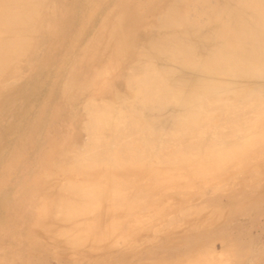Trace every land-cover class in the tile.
<instances>
[{
    "label": "rangeland",
    "instance_id": "374dc122",
    "mask_svg": "<svg viewBox=\"0 0 264 264\" xmlns=\"http://www.w3.org/2000/svg\"><path fill=\"white\" fill-rule=\"evenodd\" d=\"M79 1L78 0H45L47 4H52L54 5V7L50 8V10L52 11H49L48 9H44V13H43L44 17L42 18L45 21L41 19V21L39 22V27L37 29L38 31L35 36L34 45H32V47L29 48V50L27 51L25 55L20 56V59L18 57L14 61L13 65L10 66L9 69L6 71L8 73H6L5 76L1 80V82L3 83V87L0 90V94H1L0 97L2 96L0 98V101H1L0 102V148L3 145L4 146L0 150V155H1L0 156V167H1L0 170H2L0 171V192L3 193V194L0 193V202H1L0 203V210H1L0 216L2 217V218L0 217V219H2L3 221V224H2L0 220V224L2 225V226L0 225V264H264V155L262 154V151L258 153L256 152L257 154L255 155V157L249 158L247 161H246L247 158L246 159L242 158L237 161L239 157H237L236 155L233 156L235 157L234 159L233 157H229V159L231 158L230 159L231 161L226 160L228 159V157L222 158L221 156L223 153L231 152L229 150L232 149V147L235 148L236 146L234 147V144L239 143L238 141L240 140H241L240 143H242V141L244 142L246 141V143H248L250 141L253 142L255 140L261 142L259 137H264V106H263L264 97H261V96H264L263 94L264 90H263V93H260L261 96L259 97L252 98L250 96H247L241 102L238 101V102H235V103L233 102V103L226 105L225 109H222L224 113L222 112L223 117L221 118V120H219V118L222 115L220 117H216L217 111L209 112L206 115H204L205 116L204 120H206L208 124L206 125V127L208 126L207 128L209 129V130L207 129L206 131L210 133L213 132L212 128L214 126L215 128H213V130L219 131L220 129L221 134L223 133L227 134L230 127L233 128L234 130L240 131L235 136L237 138L239 137L238 139L236 138V140H234V137H232L234 142L231 140H230L231 142H229L228 141L229 139L219 140V142L216 141V144L214 145L217 150L212 151L211 148L214 149V145H211L212 147L210 146L208 147L209 149L207 150L205 149L207 152L206 154L205 153L202 154L203 150L198 153H195V156L197 157L195 158V160H193L192 158L194 156V153L189 156L188 155L180 156L179 153L171 156L174 153V150L176 148L179 149L180 147H182V145L179 143V141L176 142V141H173L172 139H169L168 140L169 142L167 141L169 145L168 148L162 149L159 152L165 154V156L168 155V156L173 157L174 160L179 157H183V158L185 157L186 158V161L184 159L185 162L179 161L180 160L179 158L178 161L175 160V163L165 164L160 160L159 156L155 155L154 153H151L152 155L149 156L150 159L148 157L147 158L145 157L147 161L142 162L141 164L138 163L137 172H134V171L126 172V174L130 176L129 178L131 179L134 178V183L131 184L132 189H130V197H128L126 200L125 195L123 194L116 196L113 199V204H112L115 212H113V210L112 211L110 210L111 212L110 211L106 212V214L103 216H101L99 213H96V214H93L92 216L89 215L88 218L87 217L83 218L82 221H78V222H84V223L88 222L89 227L94 228V226L95 227L98 226L97 221L93 222L90 220V218L92 219L98 218L99 220H101L103 224L102 227H105V230H107L106 239L105 241L104 239L102 241V244H104V246L99 245L98 243L99 247L97 245V249H96V246L95 247L93 246V242L91 245L89 243L80 244L82 245V247L79 246V244L78 245L76 244L74 245L73 243L71 244L70 241L66 240V237L63 234H59L60 232H57L59 228H63L62 230L59 229V231L61 232L62 231L65 232L66 228L67 229L69 227L71 228L70 224L72 223H69V222L65 223L62 221L60 222L54 221L51 224V221H48L47 224L45 222L46 225L43 224L45 228L43 225H41L42 227L38 226L42 224V221L44 220V218L40 217V215H37L38 216L37 218H39L40 220L37 219L36 211H33V210H35L36 206L39 205L41 201H44V199H42L43 198L42 196L44 195V198L48 196L45 200H47L48 198L58 196L61 190L60 185H62V183H64L68 178L69 179L72 178V177H67V175L65 174V171L68 170L70 163H72V161L75 160L76 157L72 158V156H70L69 154L68 155L61 154L60 156L59 152L63 149V147H65L66 145L69 146V144L72 145V143L73 145L74 143L76 144L75 147L77 146L80 147V145L82 144L81 140L84 141V137H86V135H84V132L80 124L84 118V116L82 115L85 112L84 110H85L86 105L92 101H95V102H99L103 100L106 101V97L108 100L107 102L109 101L113 102L115 98H114V95H112V93H115L117 91L119 92V93L117 92L118 95L121 93L120 94L121 97L122 95L127 94V89L125 86H123L124 85V82H123L124 72H128V69L126 68L129 67L130 64L134 62L135 58L139 56L140 52H143L145 48L148 47L149 42H155L158 40V37L160 39L161 37H163V35H166L165 32H163L162 30H161L162 33L159 31L161 34L158 32V30L156 31V29L158 28H156L157 26H155L156 25L155 21L157 19L155 14H156L157 9H159L158 7L161 4H166L170 0H157L156 1L157 3H155L154 0L152 1L145 0L146 6H145V3L143 2L144 0H127V1L126 0H103V1L100 0L101 2L99 0L98 1L97 0H84V1L79 0ZM119 2L121 5L119 4ZM139 2L141 3L143 2V3L141 4ZM151 2L153 4L155 3L154 6L151 4ZM102 5H103V8H101ZM99 8H101L102 10H100ZM97 9L99 12L97 11ZM150 10L153 11L152 13L154 15L151 13ZM150 15H153V16H150ZM135 18H138L140 20L139 23L131 25L133 19L135 20ZM108 22L109 24L111 23L113 26H111V24L109 26ZM141 22L142 23L144 22V23L142 24ZM152 24L154 25L153 27L155 28L151 26ZM69 27H72V28H69ZM149 28H151L150 31H149ZM157 32L160 34V36L155 37L158 34ZM71 36H73V38ZM81 37H82V40H81ZM39 39L41 40L39 41ZM66 40H68V42ZM38 41L41 43L39 44ZM62 46H65V48ZM67 47L68 48L70 47L69 48L70 50ZM61 49L63 50V53L61 52L62 51ZM74 50H77V51H74ZM64 51H66V54H64L65 53ZM56 53H59L60 55L59 54L57 55ZM95 53L96 54L98 53L99 55L96 57ZM102 54L104 56H102ZM160 59H162L161 61L163 62H161L158 59V61L161 62V64L158 62L159 65H163V66L164 64L169 65V63L166 61V59H164V57H161ZM76 61H77V64H76ZM165 61L167 63H165ZM24 63H26L27 65ZM53 63H55V65ZM19 65H21V67L24 66L23 71L21 72L20 70H22V68L20 69ZM119 65H122L124 68L125 67L126 68L123 69L122 66H119ZM68 66H71V67H68ZM41 71L44 73H42ZM14 73H17L16 74L17 76ZM6 76L8 77L5 78ZM9 76L10 77L12 76L13 78L12 77L10 78ZM257 79L248 80V79L241 78L240 80H236V82L234 79H232L233 82L232 81L231 82L241 84V85L257 86V87L261 86L260 89L262 88L264 89V78L263 79L261 78V80L260 79L257 80ZM24 80H27V81H24ZM29 83H32V84H29ZM5 87H8V88L5 89ZM118 87L121 90H119ZM10 88L11 90L13 89L12 90L13 93L11 92ZM109 88L110 90H108ZM4 90L6 91L4 92ZM3 92L6 94H4ZM102 94H104L106 97L102 96ZM48 95H49V98L47 97ZM57 95L58 97H56ZM85 95H88V97H86ZM86 99L87 101L85 102ZM254 99H256V101ZM115 100L113 103L114 104L117 103L116 106H119V108H122V111H125L126 110L124 108L125 105L124 106L118 105L119 104L118 101L120 102V99L119 100L117 99L118 101L116 102ZM246 101L248 104L251 103L249 104L250 107L248 106V104H246ZM253 103L257 106L259 105V103H261L260 105L262 106V108L260 105L258 106V109H257V106L255 105L253 108L252 106ZM45 104H48L49 106ZM235 104L237 108L233 106L234 107L233 109L232 105H235ZM169 106L170 107H168V105L165 106L164 109L161 111H156L157 113L154 111L155 115L159 113V115L155 116L154 118L158 122L160 120L161 121L160 123L162 124L163 128L165 126V129L166 128L169 129V127L167 126L169 125L170 121L167 118L169 119L171 118L172 115L170 114H175L178 111H180L177 105L175 106L174 104H171V105L169 104ZM166 107H168V109ZM174 107L177 108L178 111L177 109L176 110L172 109ZM230 108H232V110L240 109L239 111L241 113L231 112L232 113L231 114L229 113L230 111H228V110H231ZM170 109L176 112L172 113ZM120 110L121 109H119V111ZM165 110L166 112H168L169 110L168 114H165L166 113ZM53 111L56 113L51 115L52 113H54ZM42 112L44 115L42 114ZM161 113H163L162 114L163 116L165 114V116L162 117V115H160ZM45 115L48 116V118L50 119L48 120V118ZM41 117H42V120H41ZM233 117L235 120H238V121L233 122L234 120ZM27 118H29L28 119L29 122H26ZM32 118H33L32 122H34L35 120L37 123L36 122L32 123L30 121ZM64 118H65V121L63 120ZM44 119H45L46 124L44 123L45 127L43 128L42 125H44L43 124ZM252 119H255V120L253 121ZM11 120L14 122H12ZM24 121L26 123L25 126H24ZM75 121L76 123H74ZM208 122H211V124L213 123L212 125L214 126H212ZM247 122L249 125L247 124ZM251 123H252V126H251ZM217 124L218 125L220 124L221 127L218 126ZM244 124L246 125V127L244 126ZM237 126H239V129H237ZM33 127H34V130H33ZM56 127H58L59 130H63V132L65 133L67 132L68 135H65V133H62V131H61V134H59L60 131ZM75 127L77 130L75 129ZM35 128L37 129V131H35L36 130ZM249 128L252 132L248 130ZM27 130H29V132ZM80 130H82L83 133ZM25 131H26V134L24 135ZM55 131H56V134H55ZM165 131H167V129ZM191 131H189V136H195V133L197 132H198L197 133L198 135H201L202 133L201 130H191ZM39 133L40 134L42 133V135L40 136ZM52 133L54 134V136H52ZM27 134H29L30 136ZM37 134H38V137H37ZM73 135H74V138H73ZM139 135L141 136L142 134L139 133ZM139 135L137 134L136 137L138 138ZM33 136L35 139L37 138V140L42 142L43 145L39 141L33 139ZM140 136H139V139H140ZM142 136H141V139L143 138ZM49 137L51 138L53 137V139ZM58 137H59V141H58ZM67 138L68 139L71 138L70 143H68ZM31 140L32 141L34 140L36 146L37 145L40 147L44 146L43 149L47 150V152L46 151L43 152L42 151L43 149L38 146L37 147L34 146L35 144L32 145L34 142H31ZM36 141L39 144H37ZM44 141L48 143L50 141V144ZM170 141H172V143ZM221 141L222 143L223 141L224 142L228 141V143L226 144L223 143L224 146H222ZM24 142L26 145L29 143L28 146H25ZM175 142L177 144H175ZM18 145H20L21 147ZM47 145H50V146L47 147ZM55 145H58L59 148ZM132 145L133 143L131 144V146ZM219 145L222 147L219 148ZM22 146L24 149H21ZM67 146L64 148V150L67 148ZM34 147L35 149L36 148L37 149L34 150ZM133 147H136V146H133ZM217 147L219 148V151ZM25 149H27V151ZM178 149H177V152H178ZM14 150L16 152H14ZM37 150L39 151L41 150L42 153L41 151L40 152L38 151L39 152L38 154ZM209 150L211 151L208 152ZM6 152L8 154V157H7ZM13 152H14V155H13ZM55 152L58 154H56ZM212 152H216L215 154L217 155V157L221 158V159L219 158L220 160H222L221 162L222 166L220 164L221 167L217 165L220 160L216 159V156L214 155V153L208 156V154ZM34 154H35V157L33 158ZM28 155L31 157H29ZM38 155L40 156L38 157ZM56 155L58 156L56 157ZM213 155L215 158L213 157ZM53 156L54 158L56 157V159H54ZM151 156H152V160H151ZM207 156L210 160L208 161V163L212 165L216 164V166H218L217 168H215L216 166L214 167L211 166V170H210L209 168L210 166L208 164H207L208 165L207 167V165L204 163V161L206 162V159H208L206 158ZM45 157L46 159L50 161L46 162L48 160H45ZM49 157H52V158H49ZM26 158L28 159V161ZM31 158L32 160H34L33 162ZM39 158L40 160L42 158V160L44 161H40ZM187 158L189 161L192 160L190 161L191 164L189 162L188 164H186L188 161ZM1 159L2 160L5 159L3 161L6 162L7 164L1 161ZM57 159L63 162L66 161L65 164L68 163L69 165L64 164L65 165L64 166L63 163L62 162L59 163L60 161ZM67 159H70V160L72 159V161H67ZM196 160H197V163L195 164L194 161ZM8 161L10 163H8ZM118 161L119 160H117L116 162L123 163L122 161H119V162ZM155 161L157 162V165ZM160 161L162 162V164H160ZM20 162H22V166ZM42 162L45 163L46 165L42 164ZM181 162H184V163H181ZM38 163L40 164L38 165ZM57 163L61 167H58ZM40 165H42L43 167H41ZM55 165L58 167L57 169L59 170H57L55 167L56 170L54 171L53 166ZM198 165L202 166V168L205 171L203 169H198L199 168L197 167ZM47 166L49 169H46ZM51 166L53 168V171L51 169ZM102 166H103L102 164L99 168L97 166L98 169L92 171L89 174V176L88 175L85 176L84 174L80 172H78L79 173L78 174L76 172V175L73 174V178L75 177L73 180L75 182L77 181V183L79 182V183L91 185L93 180L95 181V180L100 179L102 180L100 181V183L105 184L106 183L105 181L108 182V178L112 174L117 177L120 176L121 174V172L118 171L117 169H110L109 172H107L106 169H104L106 165L103 167ZM142 166L143 167L146 166L147 168L144 167L146 168L144 169ZM204 167L205 168L207 167V169H205ZM34 168H37V169L33 170ZM191 168L192 170H194L193 172H195V174L198 173V171L200 170H203L204 172H207V171L208 172L202 173L203 171H200L201 174L204 176H198L199 174L195 175L193 172H191L192 174L190 173V171L188 172V170L189 169L191 170ZM212 168H215V169L213 170ZM40 169L41 171H39ZM49 170L52 172V174L51 172H49ZM47 171L50 174H46L45 172ZM95 171H97V173ZM7 172L9 174H7ZM31 173L32 174L34 173V174L30 175ZM35 173L36 174L38 173L39 177L35 175ZM53 174H56L57 177L58 176L59 177L56 178V175L54 176ZM64 174L66 176H64ZM51 175H52V178H51ZM104 175L106 176L105 180H104ZM44 176L46 179L44 178ZM124 176L126 175L124 174ZM86 177L88 178L86 179ZM19 178L20 179L23 178V179L20 180ZM55 178L57 179V181L61 180L59 182L60 184L57 183ZM80 178L81 180H79ZM18 179L20 182L18 181ZM40 179H41V182H39ZM48 179H49V182H48ZM45 180H47L49 184L45 182ZM87 180L89 181V183ZM135 180H136L137 185L135 184ZM14 182L16 185L13 184ZM17 183L19 184L18 186H17ZM50 183H51V186H50ZM151 183L154 184V186L153 185L150 186ZM35 184H37V186H35ZM56 184L59 185V187ZM24 187H27V188H24ZM32 187H33V190H37L38 188L40 189L39 190L40 192L39 191L36 192L40 195L39 199H37L38 194L33 193L35 191L32 190ZM57 187L58 189L60 188L59 191ZM14 188L15 190H13ZM23 188H24V191H22ZM28 190L30 191L32 190V191L30 192ZM139 191L141 193L143 192V195H144V199L141 202L137 201L139 200L137 198ZM7 193L10 195L9 199H8L9 195ZM15 196L16 198H14ZM26 196L29 198V200ZM1 197H3L2 200H1ZM19 198L21 200H19ZM3 199H5L7 202H5V200ZM10 199L11 200L13 199V200L11 201ZM14 199L17 200V202ZM22 203L24 205H22ZM127 203L129 206L132 203L133 204L136 203V205L132 204L133 207L126 208L128 205H123V204H127ZM6 204L8 206H6ZM26 205L27 207H25ZM122 207L125 210H123ZM119 208H121V210ZM117 211H119V213ZM34 220L35 222L38 223V225L36 223L37 226L34 225L35 224ZM85 220H90V221H85ZM113 220L114 221L118 220L117 221L118 223L116 222L118 224V226H116V229L114 228L115 222H113ZM24 223H26L29 226H27ZM75 223H77V220H75ZM107 224L109 225L108 226L109 228L112 224L114 231L112 228L108 229L106 227ZM49 226H51L52 228ZM24 227L26 231L23 229ZM39 229H42V230H39ZM55 230H56V233L54 232ZM88 232H90V228ZM107 235L109 237H107ZM86 236L89 237L87 233H86Z\"/></svg>",
    "mask_w": 264,
    "mask_h": 264
},
{
    "label": "bare ground",
    "instance_id": "6f19581e",
    "mask_svg": "<svg viewBox=\"0 0 264 264\" xmlns=\"http://www.w3.org/2000/svg\"><path fill=\"white\" fill-rule=\"evenodd\" d=\"M81 1H84V0H81ZM101 1H103V0H101ZM156 1L157 0H154L155 3H157ZM143 2L145 3V6H146L145 0ZM139 3H141V2H139ZM119 4H120V2H119ZM119 4H118V6H119ZM151 4L154 6V4L152 2H151ZM103 5L101 8H103ZM52 7H54V5L47 4V2H45V0H0V90L3 87V83L1 82V80L5 76V74L8 73L6 71L9 69V67L13 65L14 61L18 57L20 59V56L25 55L27 53V51L29 50V48H31L32 45H34L35 36L37 34V31H38L37 29L39 27V22L41 21V19H43L42 17H44V15H43L44 9H48L49 11H52V10H50V8H52ZM98 7H100V6H98ZM101 8H99V9L102 10ZM144 8H146V7H144ZM158 8L159 9H157V11L154 10V11H156L155 15L157 17V19L155 21L156 22L155 26H157L156 28H158V29H156V31L158 30V32L159 31L161 32V30H162L163 32H165L166 35H163L164 34L163 33L162 34L163 37H161L159 39L158 36H160V34L162 32L161 33L159 32L160 34L157 32L159 35L155 34L156 35L155 37H158V40L155 42H149L148 47L145 48V50L143 52L139 53V56L137 58H135L134 62L132 64H130L129 67H127V68L125 67L126 69H128V72L122 71V72H124V77H123L124 85L123 86L126 87L127 94L122 95V97H121L120 96L121 93L118 95V93H119L118 91H117L118 93L117 92L112 93V95H114V98L116 99V100L114 99L115 102L120 99V102L118 101V103H119L118 105H120V106L125 105L124 108L126 110L123 109L125 111H122V108H119V106H116L117 103L116 104L113 103L114 100H113V102H111V101L107 102L108 101L107 97L104 94H102V96L106 97V101L101 99L103 101H99V102L92 101L86 105L85 110H84L85 112L82 115V116H84V118L80 124V126L84 132V135H86V137H84V141L81 140L82 144L80 145V147L77 146L78 148L75 147V145H76L75 143H74V145H73V143H72V145L69 144V146H67L65 144L67 146V148L64 150V148L66 147L65 146L59 152L60 156H61V154L62 155L63 154L68 155L69 154L70 156H72V158L76 157V159L73 161H72V159L71 160L67 159V161H72V163L69 162L70 163L69 168L71 167L70 169L69 168H68V170L65 169V170H67V171H65V174L67 175V177H72V178L71 179L68 178L64 183H62V185H60L61 190H60V188L58 189L59 185L56 184L58 186L57 187L58 191L60 190V193L58 194V196L48 198L47 200H45L48 196L44 198V195L42 196V194H41V196L43 197V198L42 197L41 198L44 199V201H41L39 205H37L38 204L37 203L35 210H33V208H32L33 211H36V218L38 217L37 215H40V217L44 218V220L42 221V224H40V225H38V223L35 222V220H36L35 219L34 225H36V223H37L38 226H41V225L45 224V222L47 224L48 221H51V224L54 221H58V222L62 221L65 223H67V222L72 223V224H70L71 228L70 227L68 229L66 228L65 232L59 231V229L62 230L63 228H59L58 230L56 228L57 232H60L59 234H63L66 237V240L70 241L71 244L72 243L74 245L79 244V246L82 247V245H80V244L89 243L91 245L93 242V246L94 247L96 246V249H97L98 243H99V245L104 246V244H102V241H103V239H104V241L106 239V231L107 230H105V227H102L103 224H102L101 220H99L98 218L97 219L90 218V220L93 222L97 221L98 226L97 227L94 226V228L89 227L88 222L84 223V222H78V221H82L83 218H85V217L88 218L89 215L92 216L93 214H96V213H99L101 216H103L106 214V212H109L110 210L111 211L113 210V212H115V210L113 209V205H112L113 199L116 196L123 194V195H125V198L127 200V198L130 197V189H132L131 184L134 183V178L133 179L129 178L130 176L127 175L126 172H128V171L137 172L138 163L141 164L142 162L147 161L145 159V157L149 158V156L152 155L151 153H154L155 155L159 156L160 160L163 163L172 164V163H175V160L178 161L179 158H180L179 161H184V159L186 161L185 157L184 158L179 157V158H176L174 160V158L171 156L176 155L177 153H179L180 156H183V155L189 156V155H192L194 153V156H195V153H198V152L203 150L202 154H204V153L206 154L207 153L206 150L209 149L208 147L216 144V141L219 142V140H224V139L228 140L229 139L228 141L231 142V141H233L232 137H234V140H236L237 137H235V136L240 131L234 130L231 127L229 129L230 132L228 131L227 134H224V133L221 134L220 129H219V131H217V130L214 131L213 128H215V126L212 125L213 123L211 124V122H208L209 124L214 126L213 128L211 126L212 131L214 133L213 132L210 133V132L206 131L208 129L207 128L208 126L206 127V125H208V124H207V121L204 120V118H205L204 115H206L209 112L217 111L216 117H220L222 115L219 118V120H221V118L223 117V113H224V111H222V109H225L226 105L233 103V102L234 103L238 102V101L241 102L247 96H250L252 98H256V97L261 96L260 93H263L264 89L263 88L260 89L261 86L257 87V86H249V85H241V84H237V83H232L233 82L232 79H234L236 82V80H240L241 78L248 79V80H255L257 78H258L257 80H259V79L261 80V78L262 79L264 78V0H170L166 4H161ZM152 10H150L151 13L153 12ZM97 11H98V9H97ZM147 14H148V12H147ZM153 15H150V16H153ZM82 18H83V16H82ZM144 20H142V21H144ZM148 20H149V18H148ZM43 21H45V20L43 19ZM139 21L140 20L138 18H135V20L133 19L131 25L137 24V23H139ZM103 22H105V21H103ZM93 23H94V21H93ZM108 24H109V22H108ZM110 24H109V26H110ZM111 26H113V25L111 24ZM151 26L153 27L154 25L152 24ZM72 27H69V28H72ZM151 28H149V31L151 30ZM153 28H155V27H153ZM42 30H44V29H42ZM153 30H155V29H153ZM94 31H96V30H94ZM45 32H46V30H45ZM57 33H58V31H57ZM59 34H60V32H59ZM42 35H44V34H42ZM80 36H82V35H80ZM150 36H152V35H150ZM65 37H66V35H65ZM71 37L73 38V36H71ZM105 37H106V35H105ZM40 40L41 39H39V41ZM46 40H47V38H46ZM81 40H82V37H81ZM39 41H38V43L40 44L41 42H39ZM66 41L68 42V40H66ZM71 42H72V40H71ZM62 47L65 48V46H62ZM76 49H77V47H76ZM99 49H100V47H99ZM42 50H44V49H42ZM74 51H77V50H74ZM61 52L63 53V50ZM64 52H65L64 54H66V51H64ZM96 52H97V50H96ZM98 53L97 54L95 53L96 57L99 55ZM56 54L58 55L59 53H56ZM32 56H34V55H32ZM102 56H104V55L102 54ZM161 57H164V59H166V61L169 63V65H166V64H164V66L159 65V63L161 64V62H163V61H161L162 59H160ZM60 58H61V56H60ZM100 59H101V57H100ZM158 59L161 62H159ZM166 61H165V63H167ZM26 62H27V60H26ZM24 64H26V63H24ZM53 64L55 65V63H53ZM76 64H77V61H76ZM19 66L18 67L20 69L22 68V70H20V72L23 71L24 66H22V67H21V65H19ZM90 66H92V65H90ZM119 66H122V65H119ZM68 67H71V66H68ZM25 68H27V67H25ZM50 68H51V66H50ZM122 68L125 69L123 66H122ZM17 71H18V69H17ZM89 72H90V70H89ZM42 73H44V72H42ZM14 74L16 75L17 73H14ZM68 74H70V73H68ZM120 74H119V76H120ZM121 76H123V75H121ZM7 77L8 76H6L5 78H7ZM25 77H27V76H25ZM28 78H30V77H28ZM28 78H27V80H28ZM229 78H231V79H229ZM27 80H24V81H27ZM123 82H122V84H123ZM29 84H32V83H29ZM46 84H47V82H46ZM32 87H33V85H32ZM108 87H109V85H108ZM6 88H8V87H5V89ZM110 88H111V86H110ZM110 88L108 90H110ZM118 89L121 90L119 87H118ZM10 90H11V88H10ZM12 90H11V92H12ZM113 90H111V91H113ZM5 91L6 90H4V92ZM32 91H33V89H32ZM56 92H58V91H56ZM22 93H24V92H22ZM4 94H6V93H4ZM16 95H14V96H16ZM49 95L47 96L48 98H49ZM19 96H20V94H19ZM44 96H46V95H44ZM85 96L88 97V95H85ZM102 96H101V98H102ZM56 97H58V95ZM261 97H264V96H261ZM7 99H9V98H7ZM51 100H53V99H51ZM254 100L256 101V99H254ZM86 101H87V99L85 100V102ZM247 101H246V104H248ZM169 104L170 105L174 104L175 106L177 105L179 107L180 111H178V109L175 107L172 109H174V110L177 109V111H178L177 113H175L176 111H172V109H170L172 111V113H175V114H170L171 112L169 113L170 115H172L170 119L167 118L170 121L169 125L167 126V127H169L170 130L168 128H166L167 131H165L166 130L165 126L163 128L162 124L160 123L161 121L159 120V122H158L154 117L159 115V113L155 115L156 111L163 110L164 107L167 105H168V107H170ZM249 104H251V103H249ZM249 104H248V106L250 107ZM260 104L261 103H259V105ZM45 105H48V104H45ZM254 105L255 104L253 103L252 104L253 108H254ZM233 106H235L237 108L236 104L232 105V107ZM255 106H257V105H255ZM258 106H257V109H258ZM263 106H264V102H263ZM17 107H18V105H17ZM116 107H118L121 110L119 111V109ZM168 107H166V108L168 109ZM66 108H67V106H66ZM261 108H262V106H261ZM14 109H16V108H14ZM22 109H24V108H22ZM47 109H48V107H47ZM230 109L231 110H228V111H230L229 113H231V112L241 113L239 111L240 109H238V110H236V109L232 110V108H230ZM233 109H234V107H233ZM82 110H83V108H82ZM166 110H165V112H166ZM261 110H259V111H261ZM168 112H169V110H168ZM168 112H166L165 114H168ZM253 112H255V111H253ZM55 113L56 112L52 113L51 115H53ZM42 114H43V112H42ZM152 114H153V116H152ZM162 114L163 113H161L160 115H162ZM165 114H164V116H165ZM164 116L162 115V117H164ZM31 117H32V115H31ZM42 117H41V120H42ZM46 117L48 118V116H46ZM167 117H168V115H167ZM33 118L30 120L31 122L33 121ZM47 118H45V119H47ZM212 118H214V117H212ZM28 119L29 118H27L26 122H29ZM45 119L43 120L44 121L43 124L44 123L46 124ZM49 119L50 118H48V120ZM81 119H82V117H81ZM233 119H234V117H233ZM41 120H39V121H41ZM63 120L65 121V118ZM252 120L254 121L255 119H252ZM22 121H23V119H22ZM234 121L236 122L238 120L234 119L233 122ZM10 122H9V124H10ZM12 122H14V121H12ZM34 122H36V121L34 120ZM34 122H32V123H34ZM49 122H51V121H49ZM165 122H166V120H165ZM58 123H60V122H58ZM62 123H64V122H62ZM74 123H76V121ZM25 124L26 123L24 121V126H25ZM45 124L42 125L43 128L45 127ZM247 124H248V122H247ZM14 125H15V123H14ZM33 125H35V124H33ZM38 125H40V124H38ZM54 126H56V125H54ZM57 126H58V124H57ZM218 126H220V124ZM244 126L246 127L245 124H244ZM251 126H252V123H251ZM29 127H30V125H29ZM34 127H33V130H34ZM56 128H58V127H56ZM65 128H66V126H65ZM75 129H76V127H75ZM237 129H239V126H237ZM3 130H5V129H3ZM40 130H38V131H40ZM58 130H59V128H58ZM82 130H80V131L82 132ZM191 130H201L202 133H201V135H198L197 134L198 132L195 133V136L197 134L196 137L195 136H189V131H191ZM222 130H223V128H222ZM248 130H250V128ZM248 130H246V131H248ZM27 131L29 132V130H27ZM35 131H37V129ZM59 131H60L59 134H61V131H62V133H65V132H63V130H59ZM222 132H224V131H222ZM250 132H252V131L250 130ZM250 132H248V133H250ZM34 133H36V132H34ZM139 133H141L143 135V136L141 135L143 137L142 139H141V136L139 135ZM191 133H192V131H191ZM203 133H204V135H203ZM25 134H26V131H25L24 135ZM30 134H32V133H30ZM55 134H56V131H55ZM137 134L140 136V139H139V136H138V138L136 137ZM27 135H29V134H27ZM41 135H42V133L40 134V136ZM57 135H58V133H57ZM62 135H64V134H62ZM65 135H68L67 132L65 133ZM52 136H54L53 133H52ZM70 136H71V134H70ZM37 137H38V134H37ZM49 138H51V137H49ZM71 138L70 139L67 138L68 143H70ZM73 138H74V135H73ZM33 139H35L34 136H33ZM51 139H53V137ZM169 139H172L173 141H176V142L179 141V143L182 145V147H180L179 149L176 148L174 150L175 154L172 152L173 154L172 155L170 154L171 156H168V155L165 156V154L160 153L159 151L162 149L168 148V146H169L168 140ZM259 139L261 142L255 140L253 142L250 141V142L246 143V141L245 142L242 141V143H240L241 142V140H240V141H238L239 143L234 144V147L236 146L235 148L232 147V149L229 150L231 152L223 153L221 156H222V158L228 157V159H226V160L229 161L231 159V158L229 159V157H233L236 155L237 157H239L237 159V161L239 159H242V158H244V159L247 158L246 159V161H247L249 158H254L255 155L260 151H262V154L264 155V137H259ZM35 140H37V138ZM37 141H39V140H37ZM37 141H36V143H37ZM58 141H59V137H58ZM60 141H61V139H60ZM228 141L227 142L223 141V143L226 144V143H228ZM25 142H24V144H25ZM31 142H34V140L33 141L31 140ZM44 142H46V141H44ZM170 142L172 143V141H170ZM176 142H175V144H177ZM40 143L43 145L42 142H40ZM46 143H48V142H46ZM132 143H133V145L131 146ZM223 143L221 141L222 146H224ZM28 144L27 145L25 144V146H28ZM34 144H35V142L32 145H34ZM37 144H39V143H37ZM48 144H50V141ZM18 146H20V145H18ZM34 146H36V144ZM49 146L50 145H47V147H49ZM55 146L58 147V145H55ZM133 146H136V147H133ZM222 146L219 145V148H221ZM2 147L0 148V150L2 149ZM38 147H40V146H38ZM43 147H40V148L43 149ZM12 148H14V147H12ZM29 148H31V147H29ZM219 148H218V151H219ZM21 149H24L23 146ZM36 149L34 147V150H36ZM177 149H178V152H177ZM25 150L27 151V149H25ZM204 150H205V152H204ZM211 150L212 151L217 150L215 145H214V149L211 148ZM211 150H209L208 152H210ZM38 151L39 150H37V152ZM42 151L47 152V150H44V149ZM42 151H41V153H42ZM14 152H16V151L14 150ZM14 152H13V155H14ZM39 152H38V154H39ZM213 153L216 156V159L218 160L220 157H217V155L215 154L216 152H212V153L208 154V156L213 154ZM6 154H7V152H6ZM56 154H58V153H56ZM219 154H221V153H219ZM249 154H250V156H249ZM214 155H213V157H214ZM39 156L40 155H38V157ZM57 156L58 155H56V157ZM194 156L192 158L193 160H195V158L197 157V156H195V157ZM208 156L206 158H208ZM7 157H8V154H7ZM29 157H31V156H29ZM34 157H35V154H34L33 158ZM56 157L54 158V156H53L54 159H56ZM42 158H41V160L39 158V160L44 161V160H42ZM49 158H52V157H49ZM234 158L235 157H233V159ZM54 159H53V161H54ZM3 160H5V159H3ZM3 160L1 159V161H3ZM31 160H32V158H31ZM45 160H48V159H46V157H45ZM57 160H59V159H57ZM117 160L122 161L123 163H117L116 162ZM151 160H152V156H151ZM187 160H188V158H187ZM211 160H213V159H211ZM9 161H8V163H10ZM11 161H12V159H11ZM27 161H28V159H27ZM33 161L34 160H32V162ZM49 161L50 160H48L46 162H49ZM59 161L58 162L59 163L62 162L63 165L66 162V161L63 162L61 160H59ZM161 161H160V164H162ZM190 161H192V160H190ZM190 161L188 160L186 164H188V162L190 163ZM208 161H210L209 158L206 159V162L204 161V163L206 165L208 164L210 166L209 168L211 170V166L214 167V166H216V164L215 165L209 164ZM227 161H225V162H227ZM246 161H244V162H246ZM22 162H20L21 166H22ZM184 162H181V163H184ZM194 162L196 164L197 160ZM194 162H192V163H194ZM221 162H222V160H220L219 163L217 162L218 163L217 165L219 167L222 166ZM4 163L7 164L6 162H4ZM40 163H38V165ZM42 164H45V163L42 162ZM67 164H65V165H67ZM101 164L103 166L106 165L105 166L106 168L104 167V169H106L107 172H109L110 169H117L118 171L121 172L120 176L117 177V176H114L112 174L108 178V182L105 181L107 184L105 182H103L105 184L100 183V181H102L100 179L95 180L96 183L93 180L91 185L79 183V182L77 183V181L75 182L73 180L75 178V177L73 178V174L76 175V172L77 173L80 172V173L84 174L85 176L86 175L89 176V174L92 171L98 169L101 166ZM130 164H132V165H130ZM198 164H200V163H198ZM220 164H221V166H220ZM57 165H58V163H57ZM156 165H157V162H156ZM201 165H202V163H201ZM208 165H207V167H208ZM40 166L43 167L42 165H40ZM97 166H98V168H97ZM146 166H144V167H146ZM218 166H216L215 168H217ZM53 167H54V171H55L58 167H61V166L58 165V167H57L55 165ZM55 167H56V169H55ZM197 167H199L198 169H203L202 166H200V165H198ZM197 167H195V168H197ZM207 167L206 168L204 167V168L207 169ZM44 168H45V166H44ZM146 168H144V169H146ZM215 168H212V169L214 170ZM35 169H37V168H34L33 170H35ZM46 169H49L48 166ZM51 169L53 171L52 166H51ZM50 170H49V172H51ZM57 170H59V169H57ZM191 170H192V168H191ZM191 170L189 169L188 172L190 171V173H191L194 171V170H192V171ZM203 170H200V171H203ZM0 171H2V170H0ZM28 171H29V169H28ZM31 171H32V169H31ZM39 171H41V169ZM200 171H198V173H196V174L197 175L199 174L198 176H204L201 174ZM204 171L202 173L208 172L207 170H206L207 172H204ZM47 172H45V173L50 174L49 172L48 173ZM56 172H54V173H56ZM95 172L97 173V171H95ZM62 173H63V171H62ZM193 173L195 174V172H193ZM7 174H9V173L7 172ZM33 174L31 173L30 175H33ZM51 174H52V172H51ZM65 174H64V176H66ZM124 174L126 176H124ZM187 174H189V173H187ZM5 175H6V173H5ZM35 175H37L39 177L38 173L37 174L35 173ZM53 175L55 176L56 174H53ZM22 177H24V176H22ZM58 177L56 175V178H58ZM78 177H80V176H78ZM105 177L106 176L104 175V180H105ZM44 178H45V176H44ZM51 178H52V175H51ZM56 178H55V180L57 181ZM81 178L79 180H81ZM87 178L88 177H86V179ZM4 179H5V177H4ZM19 179H18V181H19ZM22 179L23 178H21L20 180H22ZM106 180H107V178H106ZM60 181L61 180L57 181V183L60 184L59 183ZM97 181H98V183H97ZM23 182H24V180H23ZM39 182H41V179ZM45 182H47V180H45ZM48 182H49V179H48ZM18 183H17V186L19 185ZM88 183H89V181H88ZM13 184H15V182ZM31 184H33V183H31ZM135 184H136V180H135ZM135 184H133V185H135ZM152 185L154 186V184L151 183L150 186H152ZM31 186H30V188H31ZM35 186H37V184H35ZM50 186H51V183H50ZM33 187H32V190H33ZM24 188H27V187H24ZM24 188L22 191H24ZM21 189H19V190H21ZM13 190H15V188ZM39 190H40L39 188L37 190H33V191H35L33 193L38 194L36 192ZM28 191H30V190H28ZM52 191H53V189H52ZM0 193H2V192H0ZM138 193L139 194H138L137 198L139 200H137V201L141 202L144 199V195H143V192L141 193L139 191ZM22 194H23V192H22ZM28 195H30V194H28ZM3 196H5V195H3ZM16 196L14 198H16ZM39 196L40 195L38 194L37 199H39ZM11 197H13V196H11ZM2 198L3 197H1V200H2ZM9 198H10V195H9L8 199ZM24 198H25V196H24ZM3 200H5V199H3ZM19 200H21V199L19 198ZM22 200H24V199H22ZM28 200H29V198H28ZM15 201L17 202V200H15ZM34 201H32V202H34ZM5 202H7V201L5 200ZM7 204H9V203H7ZM7 204H6V206H8ZM132 204H130V206L128 205V203L123 204V205H128L126 207V208H128V207H133ZM22 205H24V204L22 203ZM133 205H136V203H134ZM25 207H27V205ZM25 209H27V208H25ZM119 209L121 210V208H119ZM122 209H123V207H122ZM123 210H125V209H123ZM117 212L119 213V211H117ZM26 214H27V212H26ZM29 217H30V215H29ZM3 218H4V216H3ZM37 219H39V218H37ZM0 220L3 224L2 219H0ZM75 220H77V223H75ZM90 220H85V221H90ZM30 221H32V220H30ZM117 221L113 220V222H115V227H114L115 229H116V226H118ZM23 222H25V221H23ZM23 222H22V224H23ZM24 224H26V223H24ZM108 224L106 227L108 229H111V228L113 229V227H112L113 223L111 224L110 228L108 227L109 226ZM119 225H121V224H119ZM23 226H25V225H23ZM27 226H29V225H27ZM49 227H51V226H49ZM44 228H45V226H44ZM89 228H90V232H88ZM23 229L25 230V227ZM39 230H42V229H39ZM56 230L54 231L55 233H56ZM113 231H114V229H113ZM54 232H53V234H54ZM86 233L89 235V237L86 236ZM10 234H12V233H10ZM59 234H57V235H59ZM57 237H59V236H57ZM107 237H109V236L107 235ZM108 239H110V238H108ZM99 245H98V247H99ZM92 250H93V248H92Z\"/></svg>",
    "mask_w": 264,
    "mask_h": 264
}]
</instances>
